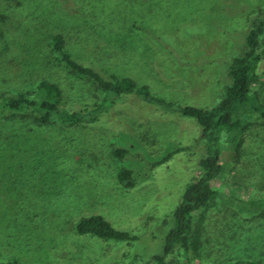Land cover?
Segmentation results:
<instances>
[{
    "label": "rangeland",
    "instance_id": "374dc122",
    "mask_svg": "<svg viewBox=\"0 0 264 264\" xmlns=\"http://www.w3.org/2000/svg\"><path fill=\"white\" fill-rule=\"evenodd\" d=\"M263 10L264 0H0V96L50 80L67 107L99 103L101 93L51 52L58 33L67 52L106 78L129 77L166 100L211 106L229 84L227 67L243 52L249 23ZM250 94L264 107V38ZM238 118L245 131L220 136L222 172L201 214L199 264H264V201L250 203L264 198V123L251 110ZM115 147L128 154L118 159ZM203 150L193 119L133 95L118 98L93 124L0 122V264H143L159 251L168 228L162 221L196 176ZM121 167L133 171L134 190L118 184ZM19 200L46 210L16 209ZM92 213L138 240L76 234V218ZM151 263L185 264L179 248Z\"/></svg>",
    "mask_w": 264,
    "mask_h": 264
},
{
    "label": "trees",
    "instance_id": "16d2710c",
    "mask_svg": "<svg viewBox=\"0 0 264 264\" xmlns=\"http://www.w3.org/2000/svg\"><path fill=\"white\" fill-rule=\"evenodd\" d=\"M263 38L264 10L249 23L244 36L243 52L233 57L228 64L229 84L224 87L221 98L216 104L201 108L166 100L153 94L147 85L138 86L129 77L102 76L93 66L79 62L67 52L62 35L57 33L50 39L51 52L69 73L90 82L101 93L99 103L90 108L67 107L63 102L61 87L56 82L40 80L31 91L0 96V122L19 118L39 126L58 124L71 127L93 124L102 113L110 110L118 98L125 95H133L162 111L193 119L200 128L204 145V150L197 160V174L185 185L175 208L162 221V225L168 228L162 238L159 251L152 254L143 264H152V261L161 263L163 258L176 248L180 249L185 264H199L197 249L205 240L200 222L201 214L216 195L213 183L222 172L219 142L221 133L225 131L234 137V134L245 131L247 124L238 118L240 110L255 112L264 123V107L256 103L250 94L251 74L258 61V49ZM239 143L235 147V152L238 151ZM180 150L177 149L175 152ZM112 153L118 159H122L128 151L115 147ZM173 153L167 155V158ZM167 158L155 165L161 164ZM116 179L126 191L134 190L137 186L136 178L130 168L121 167ZM262 200L264 201V198L250 203L255 205V202L262 203ZM22 202L23 200H19L16 209L46 210L45 205L40 204V207L34 206V208L31 204L26 208ZM76 219L74 230L78 235H90L119 242H133L139 238L128 230L113 227L97 213L79 216ZM123 264L135 263L129 261ZM227 264L261 263L250 258H239Z\"/></svg>",
    "mask_w": 264,
    "mask_h": 264
}]
</instances>
